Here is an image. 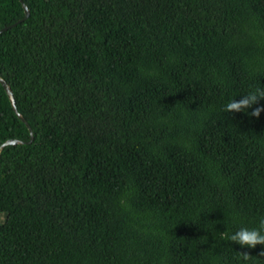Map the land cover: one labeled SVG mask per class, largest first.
<instances>
[{
  "label": "trees",
  "instance_id": "1",
  "mask_svg": "<svg viewBox=\"0 0 264 264\" xmlns=\"http://www.w3.org/2000/svg\"><path fill=\"white\" fill-rule=\"evenodd\" d=\"M3 27L33 138L0 83V264H264L226 238L264 219V99L224 112L264 90V0H0Z\"/></svg>",
  "mask_w": 264,
  "mask_h": 264
},
{
  "label": "clouds",
  "instance_id": "2",
  "mask_svg": "<svg viewBox=\"0 0 264 264\" xmlns=\"http://www.w3.org/2000/svg\"><path fill=\"white\" fill-rule=\"evenodd\" d=\"M260 99H264V90L257 89L246 95H243L239 101L231 100L224 108V112H239L252 108V106ZM264 111V108L256 107L250 113L251 116L259 117L260 112ZM226 234L221 233L220 238L225 239ZM229 241L239 244L242 248H255L257 245H264V219L260 220V226L258 229L241 228L234 234L226 237ZM260 255L264 256V252ZM241 257L244 261H247L251 256L247 252H241Z\"/></svg>",
  "mask_w": 264,
  "mask_h": 264
},
{
  "label": "water",
  "instance_id": "3",
  "mask_svg": "<svg viewBox=\"0 0 264 264\" xmlns=\"http://www.w3.org/2000/svg\"><path fill=\"white\" fill-rule=\"evenodd\" d=\"M22 6H23V8H24V12H25V16H24V18H26V17L29 15V9H28V7L26 6V4H24L23 2H22ZM19 21H20V20H19ZM19 21H18V22H19ZM16 23H17V22H16ZM16 23H14L13 25H15ZM6 28H7V27H3L2 29H0V32L4 31ZM0 83H1V85L3 86L5 92H6L7 96H8V99H9V101H10V103H11V106H12L14 112L17 114V116H18V117H19V118H20V119H21V120L27 125V127L29 128V131H30V140H29L28 142H30V141L32 140V138H33L32 131H31V129H30V127H29L27 121L25 120V118H24V117L22 116V114H20V113L17 111V109H16L15 99H14V96H13V93H12V90H11L10 86H9L8 83H7L3 78H1V77H0ZM16 143H22V141H21V140H18V139H12V138H9V139L5 140L4 142H2V143L0 144V152H1V150L3 149L4 146L9 145V144H16Z\"/></svg>",
  "mask_w": 264,
  "mask_h": 264
},
{
  "label": "rangeland",
  "instance_id": "4",
  "mask_svg": "<svg viewBox=\"0 0 264 264\" xmlns=\"http://www.w3.org/2000/svg\"><path fill=\"white\" fill-rule=\"evenodd\" d=\"M0 218H1V215H0Z\"/></svg>",
  "mask_w": 264,
  "mask_h": 264
}]
</instances>
